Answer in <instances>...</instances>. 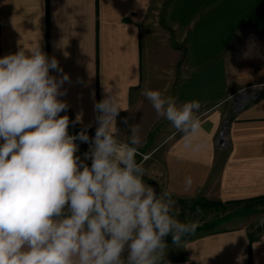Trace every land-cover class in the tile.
Masks as SVG:
<instances>
[{"label": "crops", "instance_id": "1", "mask_svg": "<svg viewBox=\"0 0 264 264\" xmlns=\"http://www.w3.org/2000/svg\"><path fill=\"white\" fill-rule=\"evenodd\" d=\"M246 41L243 56L249 43L264 47V0H0V57L37 43L54 56L70 77L60 97L69 108L60 115L76 132L95 134V105L115 93L116 128L123 139L139 124V150L154 161L160 191L179 192L184 178H193L192 192H181L178 203L264 194V90L221 106L264 79L263 64L238 63L236 48ZM144 89L161 90L178 105L199 101L206 147L185 149L170 123L156 119ZM167 245L161 264H264V232L252 237L246 224L206 225L181 246Z\"/></svg>", "mask_w": 264, "mask_h": 264}, {"label": "clouds", "instance_id": "2", "mask_svg": "<svg viewBox=\"0 0 264 264\" xmlns=\"http://www.w3.org/2000/svg\"><path fill=\"white\" fill-rule=\"evenodd\" d=\"M66 82L69 75L38 43L0 57V264H161L165 237L181 246L198 227L179 219L176 199L192 192L193 178L179 192L157 194L146 183L139 124L121 138L115 93L95 105L98 127L85 154L91 165L83 162L75 141L90 138L84 130L70 135L69 117L60 115L69 108L60 99ZM142 95L185 149L206 147L199 101L178 105L153 89Z\"/></svg>", "mask_w": 264, "mask_h": 264}, {"label": "rangeland", "instance_id": "3", "mask_svg": "<svg viewBox=\"0 0 264 264\" xmlns=\"http://www.w3.org/2000/svg\"><path fill=\"white\" fill-rule=\"evenodd\" d=\"M249 39V38H248ZM251 41V40H250ZM243 42L237 50V60L239 64L245 65V63L252 62L256 67H259L261 64L264 65V47L260 46L256 47V50L252 52V54L243 56L242 50L247 43ZM229 50V49H227ZM228 53L225 54L227 56ZM236 58V57H234ZM175 65V64H174ZM234 62H230L226 64V68L229 72V70H234ZM262 65V66H263ZM230 68V69H229ZM255 68V67H254ZM264 84V79H258L253 84H249L248 86H245L243 88H238L234 94L230 96L229 101H225L221 106H223L224 109L228 108L229 103L232 102L233 98L238 99V95L246 93L247 94H253L254 91L264 90V87L262 86ZM244 96V97H245ZM244 97H240L244 98ZM82 130L79 132H76L70 128H68V132L70 135L76 136L78 135ZM225 124L222 125L220 129V135L219 139L221 141L225 138ZM90 140L88 143L81 142L79 140L75 141L79 144V150L77 153L84 152L88 145L91 143V138H94L95 134L87 132ZM140 151V150H139ZM141 155L137 156V161L142 162L146 171V175L144 177L146 183H148L149 180H154L155 173H154V161L147 156V152L140 151ZM78 154V155H79ZM83 162L87 163L89 166L91 163L87 159H84ZM191 200L193 198H190ZM203 201L198 203L196 206H192V201H185V203H178L177 207L180 210L179 219L181 221L189 220V221H195L198 224V227L195 231H197L199 228H202L203 226H231V225H240V224H246L247 228L250 231V234L253 236H258L264 232V223H261L264 221V204L257 205V206H250L245 207V203H229L224 204V202H221L223 204L212 205L211 202H218V201H212V200H206L202 198ZM206 201V202H205ZM233 201V200H230ZM226 202V201H225ZM199 209V210H198ZM191 235V234H189ZM187 235V236H189ZM185 236V237H187Z\"/></svg>", "mask_w": 264, "mask_h": 264}, {"label": "trees", "instance_id": "4", "mask_svg": "<svg viewBox=\"0 0 264 264\" xmlns=\"http://www.w3.org/2000/svg\"><path fill=\"white\" fill-rule=\"evenodd\" d=\"M192 201V206H196L198 203H200V201L202 202L203 199L200 198V197H196V198H193L192 200L191 199H188V200H179V203H185V201ZM206 202V201H205ZM212 205H219L221 202H211ZM229 203H234V204H239V203H245V207H250V206H257V205H261V204H264V194L262 195H258V196H254V197H250V198H245V199H239V200H233V201H226L221 204L225 205V204H229Z\"/></svg>", "mask_w": 264, "mask_h": 264}, {"label": "bare ground", "instance_id": "5", "mask_svg": "<svg viewBox=\"0 0 264 264\" xmlns=\"http://www.w3.org/2000/svg\"><path fill=\"white\" fill-rule=\"evenodd\" d=\"M254 45H255L254 43H249L246 46L245 50H244V54L250 56L252 54V52L254 50H256V48H255ZM240 97H243L242 94L238 95V98H240ZM75 143L78 145V148H79V144L77 142H75ZM89 149H90V144L88 145L87 149L84 152H82L80 154L79 153H75V155L80 156L81 157V160L83 161L84 159H86L85 154L89 152ZM87 160L89 161V163H91V160L90 159H87Z\"/></svg>", "mask_w": 264, "mask_h": 264}, {"label": "water", "instance_id": "6", "mask_svg": "<svg viewBox=\"0 0 264 264\" xmlns=\"http://www.w3.org/2000/svg\"><path fill=\"white\" fill-rule=\"evenodd\" d=\"M148 184L151 185L156 190L157 194L160 193V187L156 181L149 180ZM170 242H173V238H172L171 234H169L167 237H165V243L168 244Z\"/></svg>", "mask_w": 264, "mask_h": 264}, {"label": "built area", "instance_id": "7", "mask_svg": "<svg viewBox=\"0 0 264 264\" xmlns=\"http://www.w3.org/2000/svg\"><path fill=\"white\" fill-rule=\"evenodd\" d=\"M262 86L264 87V84H262Z\"/></svg>", "mask_w": 264, "mask_h": 264}]
</instances>
